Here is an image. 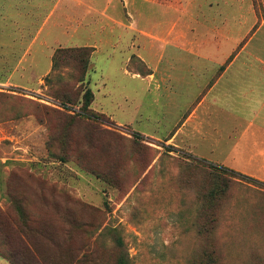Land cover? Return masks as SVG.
Segmentation results:
<instances>
[{"label":"rangeland","instance_id":"obj_1","mask_svg":"<svg viewBox=\"0 0 264 264\" xmlns=\"http://www.w3.org/2000/svg\"><path fill=\"white\" fill-rule=\"evenodd\" d=\"M249 5L251 21L253 8L261 22L264 0ZM128 67L148 70L136 55ZM100 70L90 57L80 84L79 67L60 59L40 90H0V157L10 163L0 237L28 243L35 258L25 264H118L122 254L129 264H264V184L225 175L226 189L210 202L209 162L135 137L93 102L99 118L80 116L83 92L95 95ZM29 116L41 128L18 123Z\"/></svg>","mask_w":264,"mask_h":264},{"label":"crops","instance_id":"obj_2","mask_svg":"<svg viewBox=\"0 0 264 264\" xmlns=\"http://www.w3.org/2000/svg\"><path fill=\"white\" fill-rule=\"evenodd\" d=\"M252 12L249 0H0V90H40L59 46L92 47L95 110L264 182V19ZM134 55L147 72L128 67ZM9 170L0 157L2 205Z\"/></svg>","mask_w":264,"mask_h":264},{"label":"trees","instance_id":"obj_3","mask_svg":"<svg viewBox=\"0 0 264 264\" xmlns=\"http://www.w3.org/2000/svg\"><path fill=\"white\" fill-rule=\"evenodd\" d=\"M92 51H93L92 47L58 48L53 55L52 71L46 77V79H45L46 82H48L52 78V74L57 70L58 60L67 59V61L74 62L79 67L80 75H79L77 80L80 84H82L84 82L86 75H87V72L89 70V62H90V57H91ZM82 99H83V107H82L81 112H79V115L83 116L87 119H90V120H95L96 118H99L100 115L95 113L93 111V109L90 107L91 103L94 100V95H93V92L91 91L90 88L86 89L83 92ZM74 119L75 118L70 117L69 123L76 124ZM78 122H80V121H78ZM86 127L91 129L89 124H87ZM101 133H102V135H106L109 138L113 137V134L109 131H103V132L101 131ZM92 135L94 136L95 133ZM133 135L135 137L140 136V134L136 133V132H133ZM165 147L172 148L171 146H165ZM196 162L203 164V165L205 163H207L206 161L201 160V159L196 160ZM110 166L113 167V165H110ZM208 166L212 169L210 174H212L214 176V179H215L214 185L209 190L208 194L205 196V199L210 200V202H213L216 198H219V195L222 192H224V190L226 189L225 187H227L230 178L228 177V179H227L226 177H223L225 175H229V176H231L233 178H237L243 182L251 183L254 185H258V186L264 184L261 181H259L258 179L248 177V176H246L240 172H237L233 169H230L228 167L216 165L213 163H208ZM198 167L200 168V166H197V168ZM103 177L105 179H107L106 176L103 175ZM108 179L113 181L112 178H108ZM225 181H227V182L225 183ZM2 213L3 212H0L1 216H2ZM12 222H13L12 219L10 220L7 218V220H6L7 225H9V223H12ZM24 224H27L26 221H24ZM209 229H210V227H209ZM4 236H5L4 233H2L1 237H0V252L11 261V264H25L28 256L35 258L34 254L32 253L31 249L29 248L28 243H25V241L21 240V237H17L19 241H10L8 239H4ZM31 245H32V243H31ZM118 245L121 246L122 241H120L118 243ZM32 246L34 247V245H32ZM209 257H210V255H209ZM35 261L37 262L38 260H35ZM32 262H34V261H32ZM118 264H129V257L125 254H122L118 259Z\"/></svg>","mask_w":264,"mask_h":264}]
</instances>
